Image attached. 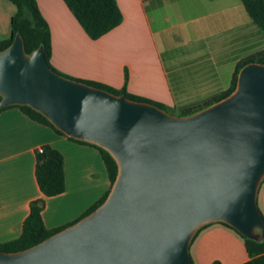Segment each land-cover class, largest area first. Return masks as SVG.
Returning <instances> with one entry per match:
<instances>
[{
	"label": "water",
	"instance_id": "water-1",
	"mask_svg": "<svg viewBox=\"0 0 264 264\" xmlns=\"http://www.w3.org/2000/svg\"><path fill=\"white\" fill-rule=\"evenodd\" d=\"M0 109L27 105L67 137L109 153L117 174L104 201L40 243L0 251V264H193L195 232L214 222L264 239V63L189 115L64 77L22 37L0 51Z\"/></svg>",
	"mask_w": 264,
	"mask_h": 264
},
{
	"label": "crops",
	"instance_id": "crops-1",
	"mask_svg": "<svg viewBox=\"0 0 264 264\" xmlns=\"http://www.w3.org/2000/svg\"><path fill=\"white\" fill-rule=\"evenodd\" d=\"M116 1L122 22L92 40L64 0H36L50 30L49 62L53 68L69 77L100 82L114 89L125 86L128 93L180 112L225 91L237 62L264 49L259 28L256 26V30L251 19H243L239 4L231 3L222 11L229 12L232 19L225 29L229 36L222 45L217 48L204 43L193 51V47L182 50L188 56L198 54L194 66L187 65L191 66L187 77L194 76V80H183L174 67V47L167 45L162 36L167 28L156 25L154 29L148 15L147 5L154 0ZM14 12L9 0H0V40L10 35ZM216 63L228 67L226 80L217 78L214 71H206ZM44 146L56 149L63 157L65 189L52 197L43 196L35 175L38 149ZM109 188L97 148L56 134L17 107L0 111V244L21 234L32 201L44 199L43 223L47 229H55L82 218ZM257 205L264 216V181L258 188ZM189 251L193 264H242L249 259L242 238L218 222L202 229L191 240Z\"/></svg>",
	"mask_w": 264,
	"mask_h": 264
},
{
	"label": "trees",
	"instance_id": "trees-1",
	"mask_svg": "<svg viewBox=\"0 0 264 264\" xmlns=\"http://www.w3.org/2000/svg\"><path fill=\"white\" fill-rule=\"evenodd\" d=\"M9 1L14 5L15 12L11 16L10 20V35L5 39L0 40V51L8 47L14 40L15 36L19 34L23 39L24 50L27 54H30L33 50L37 49L40 46L43 47L45 60L48 66L56 73L64 77L83 82L87 85L104 89L115 95L124 94L126 98L130 100L147 102L162 109L161 104H159L158 102L128 93L125 86L121 89H114L100 82L72 78L57 71L51 66L49 62L51 55L50 30L47 22L42 17L39 11L36 0ZM64 2L76 18V20L79 22L84 32L92 40L100 38L113 28L117 27L123 19L122 12L116 0H64ZM240 2L242 3L250 19L256 24L264 37V0H240ZM251 62L263 64L264 49L252 53L237 62L234 73L232 75L231 84L225 91L212 98L211 100L203 103L202 105L180 110L178 115L192 114L228 96L235 88L236 78L239 70L245 64ZM10 107L19 108L31 120L47 125L56 134L67 137L60 130L56 129L46 117L27 105L6 106L1 108L0 111ZM67 138L72 141L90 145L98 149L111 187L117 174V165L114 159L109 155V153L94 144L70 137ZM35 175L40 191L44 197H52L61 194L65 189L63 157L61 153L49 146H44L43 151L40 153L38 152L36 156ZM263 181L264 178L262 182ZM109 190L110 188L105 192L99 202L92 206L84 216L92 212L104 201ZM43 206V198L36 199L30 203L29 213L22 223L21 234L15 239L0 244V251L17 252L30 248L45 240L52 234L67 227L66 225L55 229H47L43 223L41 215ZM218 223L230 228L242 238L249 256V259L242 264H264V239L256 241L246 238L229 225L221 222ZM208 225L210 224H206L199 228L195 232L192 240L202 229H204ZM213 264H219V262H214Z\"/></svg>",
	"mask_w": 264,
	"mask_h": 264
},
{
	"label": "rangeland",
	"instance_id": "rangeland-1",
	"mask_svg": "<svg viewBox=\"0 0 264 264\" xmlns=\"http://www.w3.org/2000/svg\"><path fill=\"white\" fill-rule=\"evenodd\" d=\"M231 3L239 4L243 19L250 20L240 0H154L147 5L148 15L152 17L153 28L155 29L156 25L167 28L162 36L165 40L167 39V45L174 47V67L180 70L178 73L181 74L180 78L183 80H194V76L187 77L188 73L191 74L188 72L191 66L187 65L193 64L194 66L198 54L188 56L181 53L182 50L193 47L190 49L193 51L204 43L208 47L217 46L218 48L219 44L222 45V40L229 36V32L225 29L229 27L232 20L229 12L222 13V11ZM254 26L258 30L255 24ZM258 32L262 36L259 30ZM207 70L214 71L217 78L225 80L229 74L228 67L222 66L221 63H216V66L211 65L206 68ZM162 110L172 115L179 113L178 110L166 106H162Z\"/></svg>",
	"mask_w": 264,
	"mask_h": 264
},
{
	"label": "built area",
	"instance_id": "built-area-1",
	"mask_svg": "<svg viewBox=\"0 0 264 264\" xmlns=\"http://www.w3.org/2000/svg\"><path fill=\"white\" fill-rule=\"evenodd\" d=\"M43 151V147H40L39 149H38V152L40 153V152H42Z\"/></svg>",
	"mask_w": 264,
	"mask_h": 264
}]
</instances>
